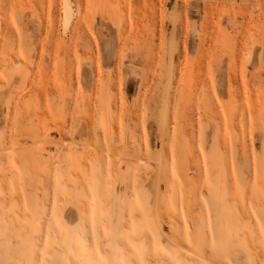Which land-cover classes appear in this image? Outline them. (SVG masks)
I'll list each match as a JSON object with an SVG mask.
<instances>
[{
	"label": "rangeland",
	"instance_id": "obj_1",
	"mask_svg": "<svg viewBox=\"0 0 264 264\" xmlns=\"http://www.w3.org/2000/svg\"><path fill=\"white\" fill-rule=\"evenodd\" d=\"M64 1L0 0V264H264V0Z\"/></svg>",
	"mask_w": 264,
	"mask_h": 264
},
{
	"label": "bare ground",
	"instance_id": "obj_2",
	"mask_svg": "<svg viewBox=\"0 0 264 264\" xmlns=\"http://www.w3.org/2000/svg\"><path fill=\"white\" fill-rule=\"evenodd\" d=\"M66 2V3H65ZM108 2V1H107ZM116 2H118V1H116ZM135 2V1H134ZM64 3H65V5H66V7H65V13H64V15H65V23L67 24V25H69L70 24V22L72 21L71 19H72V8H71V5H70V1L69 0H66V1H64ZM74 3V2H73ZM115 3V2H114ZM117 5V4H116ZM25 6V5H24ZM93 6V5H92ZM100 6V5H99ZM115 6V5H114ZM140 6V5H139ZM116 7V6H115ZM101 8V7H100ZM95 9H96V7H95ZM117 9H119V7H117ZM93 10V9H92ZM100 10V9H99ZM121 11V10H120ZM119 11V12H120ZM108 12H110V11H108ZM174 12V11H173ZM100 13V12H99ZM107 13V12H106ZM108 14V13H107ZM119 16V15H118ZM144 16V15H143ZM109 17H111V16H109ZM112 18V17H111ZM174 18V17H173ZM113 19V18H112ZM120 21V20H119ZM138 22V21H137ZM119 23V22H118ZM138 25V24H137ZM175 25V24H174ZM68 27V26H67ZM139 27V26H138ZM119 34V33H118ZM171 37V36H170ZM137 41V40H136ZM139 41V40H138ZM174 42V41H173ZM172 53V52H171ZM172 56V55H171ZM82 61H84V60H82ZM149 65V64H148ZM22 68V67H21ZM23 81H25L24 79H23ZM24 83V82H23ZM21 85V84H20ZM16 124V123H15ZM52 125V124H51ZM15 126V125H14ZM13 126V127H14ZM56 127V126H55ZM54 127V128H55ZM38 129H39V127H38ZM44 134V133H43ZM42 134V135H43ZM38 135V134H37ZM36 135V136H37ZM45 135V134H44ZM42 137V136H41ZM13 139V138H12ZM11 139V140H12ZM49 139V138H48ZM52 139V138H51ZM50 139V140H51ZM38 141V140H37ZM51 142V141H50ZM49 142V143H50ZM12 143H13V141H12ZM40 149H42V148H40ZM159 154V156H160V152L158 153ZM158 155H157V157L158 158H156V160L158 159V160H160V157H159ZM162 159V158H161ZM157 167L159 166V165H156ZM158 169V168H157ZM35 175V174H34ZM157 184V183H156ZM25 186V185H24ZM38 195V194H37ZM116 196V195H115ZM65 202H66V200H65ZM40 203V202H39ZM64 205V204H63ZM62 209V208H61ZM77 209H78V207H77ZM17 212V211H16ZM155 212V211H154ZM168 215V214H167ZM155 221V220H154ZM168 222V221H167ZM170 225V224H169ZM172 226V225H171ZM10 227V226H9ZM101 231V230H100ZM88 236V235H87ZM171 237V236H170ZM172 238V237H171ZM33 239V238H32ZM174 239V238H173ZM138 240V239H137ZM168 241L170 242V240L168 239ZM178 242V241H177ZM102 243V242H101ZM175 245V244H174ZM189 245V244H188ZM181 246V245H180ZM126 249V248H125ZM27 251V250H26ZM29 252V251H28ZM32 252V251H31ZM52 255V254H51ZM52 256H54V255H52ZM178 256V255H177Z\"/></svg>",
	"mask_w": 264,
	"mask_h": 264
}]
</instances>
